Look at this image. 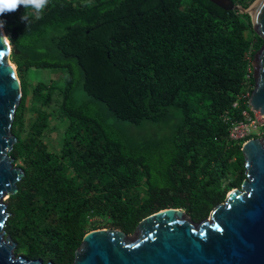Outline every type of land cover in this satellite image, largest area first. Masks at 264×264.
I'll return each mask as SVG.
<instances>
[{
  "label": "trees",
  "instance_id": "trees-1",
  "mask_svg": "<svg viewBox=\"0 0 264 264\" xmlns=\"http://www.w3.org/2000/svg\"><path fill=\"white\" fill-rule=\"evenodd\" d=\"M27 11L28 24L23 6L0 15L22 89L9 154L24 175L4 225L16 253L70 264L92 228L131 233L168 206L198 221L240 185L244 139L228 137L223 117H240L253 86L246 53L264 42L248 13L211 0H49L40 18ZM32 67L52 76L31 83ZM26 106L37 112L28 128ZM54 114L64 126L55 150L42 139Z\"/></svg>",
  "mask_w": 264,
  "mask_h": 264
},
{
  "label": "water",
  "instance_id": "water-1",
  "mask_svg": "<svg viewBox=\"0 0 264 264\" xmlns=\"http://www.w3.org/2000/svg\"><path fill=\"white\" fill-rule=\"evenodd\" d=\"M211 1L248 13L253 30L264 39V0L246 7L232 0ZM5 38L0 28V264H53L16 253V241L4 229L9 215L4 199L16 192V182L24 175L9 155L22 89ZM251 64L248 103L264 115V42L253 52ZM241 151L245 177L200 220L181 207L168 206L143 216L131 233L92 228L83 234L70 264H264V135L244 140Z\"/></svg>",
  "mask_w": 264,
  "mask_h": 264
},
{
  "label": "built area",
  "instance_id": "built-area-1",
  "mask_svg": "<svg viewBox=\"0 0 264 264\" xmlns=\"http://www.w3.org/2000/svg\"><path fill=\"white\" fill-rule=\"evenodd\" d=\"M251 50L248 57V65L247 70L252 72V67L250 64L251 60ZM248 75V74H247ZM250 90L244 91L245 106L240 109V117L239 118H231L229 116H224L223 119L228 122V137L230 139H246L251 136H259L264 135V115L260 114L258 110H253L249 106L248 98H249Z\"/></svg>",
  "mask_w": 264,
  "mask_h": 264
},
{
  "label": "rangeland",
  "instance_id": "rangeland-1",
  "mask_svg": "<svg viewBox=\"0 0 264 264\" xmlns=\"http://www.w3.org/2000/svg\"><path fill=\"white\" fill-rule=\"evenodd\" d=\"M6 35V33H5ZM10 59V57H9ZM11 62H13L10 59ZM14 63V62H13ZM15 64V63H14ZM16 66V65H15ZM52 73L49 69L47 68H38V67H32L30 70H28L27 72V78L32 76L31 79V83H34L37 80H45V82H47V79H50V77L52 76ZM20 78V77H19ZM53 80H56L54 78H52ZM47 80V81H46ZM59 80L55 81V84H58ZM30 89V88H29ZM27 89V90H29ZM52 96V95H51ZM30 96L27 97V106H28V102H29ZM236 102H233V104H235ZM36 105V104H35ZM38 106H42L41 104L37 103ZM25 108V126L28 128L29 126V122H30V118L34 117L36 115L37 112H32L31 111V107H27ZM31 106V105H30ZM53 106H55V102L53 100H49L48 104L46 106H44L45 111H51L53 109ZM48 127H46L44 129V133H45V137H43L42 139L46 141L48 148L50 149H59V146L61 144V132L62 129L64 128V126L62 125V122L59 121V118L57 117V115H53L49 121H48ZM47 130V131H46ZM46 131V132H45ZM263 135H259L257 137H262ZM8 197H6L4 199V201L7 200Z\"/></svg>",
  "mask_w": 264,
  "mask_h": 264
},
{
  "label": "clouds",
  "instance_id": "clouds-1",
  "mask_svg": "<svg viewBox=\"0 0 264 264\" xmlns=\"http://www.w3.org/2000/svg\"><path fill=\"white\" fill-rule=\"evenodd\" d=\"M48 3H49V0H0V15L5 14L6 12H15L19 9V7L23 6V8L25 9V13L21 16V20L26 21L28 24L30 22V14L27 10L31 9L32 14L35 15V17L38 19L42 15L43 10L48 5ZM3 26H4V21H2L0 19V28H3V30H4ZM4 32H5V30H4ZM5 36H6L5 44H7L9 41L7 33ZM3 55H4V53L0 52V57H2ZM252 55L253 54H251V60H252ZM251 60H250V64H251ZM251 67H252V64H251ZM251 76H252V74H251ZM251 137H255V136H251ZM246 139H248V138H246ZM246 139H244V140H246ZM12 162H13V160H12ZM13 164H15V163L13 162ZM15 165H18V164H15Z\"/></svg>",
  "mask_w": 264,
  "mask_h": 264
},
{
  "label": "crops",
  "instance_id": "crops-1",
  "mask_svg": "<svg viewBox=\"0 0 264 264\" xmlns=\"http://www.w3.org/2000/svg\"><path fill=\"white\" fill-rule=\"evenodd\" d=\"M251 49L249 48V50H247V53L246 54H249V51H250ZM247 59H248V57H247ZM249 62V61H248Z\"/></svg>",
  "mask_w": 264,
  "mask_h": 264
},
{
  "label": "bare ground",
  "instance_id": "bare-ground-1",
  "mask_svg": "<svg viewBox=\"0 0 264 264\" xmlns=\"http://www.w3.org/2000/svg\"><path fill=\"white\" fill-rule=\"evenodd\" d=\"M4 34H5V32H4Z\"/></svg>",
  "mask_w": 264,
  "mask_h": 264
}]
</instances>
